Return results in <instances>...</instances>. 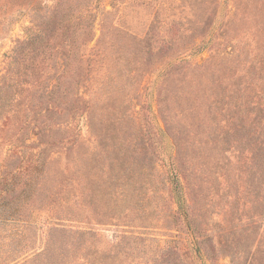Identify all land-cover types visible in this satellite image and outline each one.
<instances>
[{
    "label": "rangeland",
    "instance_id": "obj_1",
    "mask_svg": "<svg viewBox=\"0 0 264 264\" xmlns=\"http://www.w3.org/2000/svg\"><path fill=\"white\" fill-rule=\"evenodd\" d=\"M1 3L0 264H264V0Z\"/></svg>",
    "mask_w": 264,
    "mask_h": 264
},
{
    "label": "trees",
    "instance_id": "obj_2",
    "mask_svg": "<svg viewBox=\"0 0 264 264\" xmlns=\"http://www.w3.org/2000/svg\"><path fill=\"white\" fill-rule=\"evenodd\" d=\"M0 5H1L0 8L4 7V4L1 3ZM33 26L37 30L36 33L32 37L18 42L16 48L13 51L12 62H15V58H17V56L20 54V50L22 48H24L26 46H32L37 41V39L41 36V31L43 32V29H44V23L34 24ZM9 65H11V62ZM170 181H171L172 185H174V188L176 189V191H177V189H181L179 180L176 177V175L175 176L173 175L170 178ZM178 191H180V190H178ZM178 191H177V194H178L177 197L180 198L181 192L179 193ZM178 204H179V202H178ZM76 264H105V262H104L103 258L100 259L99 257L97 258L94 256L87 255V256H83V257L79 258L77 260Z\"/></svg>",
    "mask_w": 264,
    "mask_h": 264
}]
</instances>
